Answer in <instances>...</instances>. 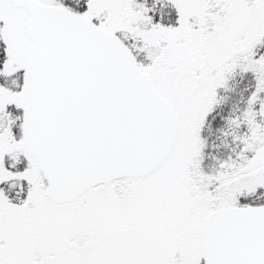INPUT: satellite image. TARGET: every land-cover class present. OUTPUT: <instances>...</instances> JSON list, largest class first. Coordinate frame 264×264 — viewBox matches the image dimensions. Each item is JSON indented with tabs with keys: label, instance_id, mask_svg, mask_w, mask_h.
I'll return each instance as SVG.
<instances>
[{
	"label": "snow or ice",
	"instance_id": "snow-or-ice-1",
	"mask_svg": "<svg viewBox=\"0 0 264 264\" xmlns=\"http://www.w3.org/2000/svg\"><path fill=\"white\" fill-rule=\"evenodd\" d=\"M0 264H264V0H0Z\"/></svg>",
	"mask_w": 264,
	"mask_h": 264
}]
</instances>
